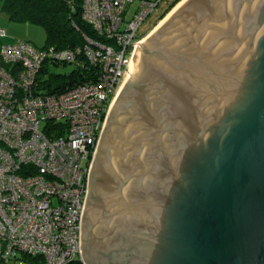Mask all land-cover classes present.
I'll return each mask as SVG.
<instances>
[{
    "label": "water",
    "instance_id": "95a60500",
    "mask_svg": "<svg viewBox=\"0 0 264 264\" xmlns=\"http://www.w3.org/2000/svg\"><path fill=\"white\" fill-rule=\"evenodd\" d=\"M160 24L101 135L82 257L264 264V0H186Z\"/></svg>",
    "mask_w": 264,
    "mask_h": 264
},
{
    "label": "built area",
    "instance_id": "2783aa9c",
    "mask_svg": "<svg viewBox=\"0 0 264 264\" xmlns=\"http://www.w3.org/2000/svg\"><path fill=\"white\" fill-rule=\"evenodd\" d=\"M162 0H85L95 38L74 49L0 46V264H86L82 219L112 105ZM5 31L0 30V39ZM86 79L51 92L48 72Z\"/></svg>",
    "mask_w": 264,
    "mask_h": 264
},
{
    "label": "trees",
    "instance_id": "16d2710c",
    "mask_svg": "<svg viewBox=\"0 0 264 264\" xmlns=\"http://www.w3.org/2000/svg\"><path fill=\"white\" fill-rule=\"evenodd\" d=\"M181 1L176 0L152 29ZM84 3L85 0H3L2 12L11 22L43 27L46 32L44 48L66 50L82 46L84 36L96 37L92 27L82 18ZM45 73L49 74L48 83L53 87L51 92L86 80L81 74L68 77L53 70Z\"/></svg>",
    "mask_w": 264,
    "mask_h": 264
},
{
    "label": "rangeland",
    "instance_id": "374dc122",
    "mask_svg": "<svg viewBox=\"0 0 264 264\" xmlns=\"http://www.w3.org/2000/svg\"><path fill=\"white\" fill-rule=\"evenodd\" d=\"M141 1L156 2L158 0H136L135 7L133 8H136ZM175 1L176 0H162L158 9L149 17V19L141 27L140 35H147L148 37L152 33V31L156 29L158 24L161 23V21L156 25L154 29H152L154 25L158 22V20L164 15V13L169 9V7ZM2 7H3V0H0V30L2 29L6 32L5 36L0 39V42H2L3 44L26 42L39 49H43L45 47L46 32L43 27L32 24H21V23L11 22L7 14L2 12ZM168 14L166 15V17L168 16ZM52 70L56 74H65L70 69L62 67V68H54Z\"/></svg>",
    "mask_w": 264,
    "mask_h": 264
},
{
    "label": "bare ground",
    "instance_id": "6f19581e",
    "mask_svg": "<svg viewBox=\"0 0 264 264\" xmlns=\"http://www.w3.org/2000/svg\"><path fill=\"white\" fill-rule=\"evenodd\" d=\"M186 0H183L173 11H171V13L168 14V16L163 20L161 21V24L160 26L165 22V20H167ZM159 26V27H160ZM143 42V41H142Z\"/></svg>",
    "mask_w": 264,
    "mask_h": 264
},
{
    "label": "flooded vegetation",
    "instance_id": "af4514ba",
    "mask_svg": "<svg viewBox=\"0 0 264 264\" xmlns=\"http://www.w3.org/2000/svg\"><path fill=\"white\" fill-rule=\"evenodd\" d=\"M108 257V254H106ZM100 261V260H99ZM89 264H98L97 259L87 261ZM103 264V263H102Z\"/></svg>",
    "mask_w": 264,
    "mask_h": 264
},
{
    "label": "crops",
    "instance_id": "0c3cea01",
    "mask_svg": "<svg viewBox=\"0 0 264 264\" xmlns=\"http://www.w3.org/2000/svg\"><path fill=\"white\" fill-rule=\"evenodd\" d=\"M6 33V32H5ZM1 44H3L2 42H1Z\"/></svg>",
    "mask_w": 264,
    "mask_h": 264
}]
</instances>
